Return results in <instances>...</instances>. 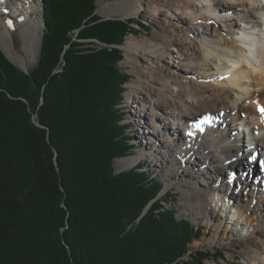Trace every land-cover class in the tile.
<instances>
[{
  "label": "trees",
  "instance_id": "1",
  "mask_svg": "<svg viewBox=\"0 0 264 264\" xmlns=\"http://www.w3.org/2000/svg\"><path fill=\"white\" fill-rule=\"evenodd\" d=\"M94 1L44 0L29 73L0 50V264H204L181 261L201 228L164 210L162 183L115 171L134 148L117 46L136 30Z\"/></svg>",
  "mask_w": 264,
  "mask_h": 264
},
{
  "label": "bare ground",
  "instance_id": "2",
  "mask_svg": "<svg viewBox=\"0 0 264 264\" xmlns=\"http://www.w3.org/2000/svg\"><path fill=\"white\" fill-rule=\"evenodd\" d=\"M157 1L161 4L166 0ZM168 1H173L174 9L153 10L169 20L158 35L162 41L131 39L122 47L124 62L138 76L129 83L127 98L140 123L144 125L140 116L144 115L149 124L139 145L134 139L133 146L139 150L129 165L147 157L148 167L156 169L167 182L166 189L177 180L188 185L192 190L183 196V205L197 219L211 212V203L219 202L217 197L226 198L246 225L254 227L252 235L241 240L234 234L225 238L226 231L222 232L217 241L222 248L232 250L236 243L250 242L254 235L264 245V169L259 170L264 167V117L258 110L264 107V0ZM37 9V0L0 3V49L11 62L7 40L18 28L20 36L41 30L33 23ZM142 10V4H137L126 12L136 15ZM9 19L11 28L6 23ZM174 22L181 24L178 31L169 25ZM249 30H259L262 38L250 39L253 32ZM134 55L146 57V66H141L142 61ZM161 62L168 70L158 66ZM213 127L216 136L209 134ZM254 155L258 157L255 169ZM243 167L254 178L251 182L246 180ZM234 177L240 178V189L232 187ZM243 192L247 200L240 206ZM254 206L260 207V212L253 210L257 216L250 217ZM216 219L208 217L206 221L213 235L221 220ZM260 256L256 264H264V252Z\"/></svg>",
  "mask_w": 264,
  "mask_h": 264
},
{
  "label": "rangeland",
  "instance_id": "3",
  "mask_svg": "<svg viewBox=\"0 0 264 264\" xmlns=\"http://www.w3.org/2000/svg\"><path fill=\"white\" fill-rule=\"evenodd\" d=\"M38 2V9L36 14V19L33 21L36 27H39V31H36L37 33H33L31 30L26 32L23 36H20V29L16 30L14 33H12L7 40V46L9 48V56L11 57V60L14 62H11L8 58V61H10L14 66H16L18 69L23 71L24 73H29L33 68L36 67L38 60H39V54H40V47H41V37L45 30L44 23H43V0H37ZM95 10L94 14L98 16L102 20H122V21H131V26L136 30V32L131 35H128L125 38L124 43L121 46H117V49H120L122 53V60L119 63V68L126 73L129 76L128 82L124 86V99L121 105L122 112H124V117L122 120V123L125 125H128L127 127V135L131 138L130 144L134 143V139H136V144L139 145L140 136L147 131H149L148 127L149 124H147L146 116L140 115L142 118V121L144 122V125L140 123V120L137 117V113L134 112V108H131L132 103L127 98V92H128V85L129 83H134V80H137L138 76L133 73L134 69L130 64H127L124 62L125 60V53L124 49L122 47L125 45V43L131 39L142 41L144 39L151 40L152 42H161L162 39L158 37V35H161L163 32V25L162 24H168L166 23L169 21L167 18L163 17L162 14L158 13L156 11L153 13V10H156V8H161L163 10H167L168 7H172L173 1L166 0L165 2H162L161 4L157 0H95ZM141 5L143 6V10L141 13L136 15H128L126 12L129 6H135V5ZM179 13V12H177ZM195 13V11L192 12L191 16ZM180 14V13H179ZM189 14V11L187 10L186 16ZM175 15V14H174ZM180 16V15H179ZM154 18L156 21L152 22L151 18ZM159 21V22H157ZM188 20H186L187 22ZM173 29L179 30L181 27V24L179 23H172L169 24ZM38 30V29H37ZM0 32H2V29L0 28ZM32 36V41L29 40V38ZM75 36V34H74ZM82 40H79V42ZM83 42V41H82ZM94 43V42H93ZM96 43V42H95ZM18 44L19 47H16L15 45ZM37 44V46H36ZM100 46H103L102 44H97ZM2 50V49H0ZM2 52V51H1ZM4 53V52H3ZM5 54V53H4ZM136 58H139L142 61L141 66H146V57L141 55H134ZM5 57H7L5 55ZM158 66L161 67L163 70H168V66L164 64V62H161L158 64ZM136 111V109H135ZM132 113V116L131 113ZM134 113V114H133ZM139 115V114H138ZM216 121L218 120L217 113H214ZM209 134L216 136L215 127L211 128L209 131ZM134 138H133V136ZM142 142V140H141ZM135 144V143H134ZM135 144V145H136ZM137 146H134L132 150H129L130 154L132 156H127V158L124 157L125 160L120 159L117 160L114 164L115 171L117 173L128 171L132 169V166L137 164V166H141V170L146 171L147 174L151 178H155L157 181H160L163 185V188L161 192L159 193L158 197L162 198L159 201L161 202L164 210L165 209H171L175 211L176 218L178 220H187L189 221L193 226L201 228V234L199 238L194 239L191 244L188 247V253L181 259V261H189L191 255H195L196 252H207L209 253L210 257L205 260L204 264H256L257 262H260L261 256L264 252V245L260 243L257 239V236L254 235L253 239L250 242H238L236 243L235 247L232 250L224 249L222 246L218 244V236L222 232H225L226 236H230L232 234L234 235H240L238 238L241 240L246 235H252L253 233V227L250 225H246V223L243 221V219L240 218L238 212H236V209L231 204H228V200L226 198H220L217 197V200L219 201L216 205V202L211 203V212L205 213L204 219H197L193 216H190L188 212H186V207L183 205V196L186 194H191V188L182 183L180 185V181H174V185L166 189L167 182L164 178H162L158 171L154 168H150L147 165L148 158L143 157L137 162H133L132 165H129L131 162V159H133V156L137 153ZM55 161V160H54ZM262 162V161H260ZM256 162L252 163V165ZM255 165L252 167L255 169ZM208 166V165H207ZM244 166V165H243ZM247 166V165H246ZM197 167L196 169H198ZM245 167H243L244 169ZM248 168V167H247ZM258 168V167H257ZM194 169V171L196 170ZM263 168H259V170H262ZM245 170V169H244ZM245 175L249 182L253 180L254 178H251L247 172L248 170H245ZM257 176V175H256ZM241 177V176H239ZM260 179V178H259ZM240 178H232V187L236 189L239 188L238 181ZM200 181H196L195 183L198 184ZM205 183V182H204ZM241 188H245L242 187ZM240 189V188H239ZM231 192V188L229 189ZM234 191V190H233ZM239 192V191H238ZM242 192V191H241ZM246 193V192H245ZM231 194L234 195V192ZM251 192L249 193V195ZM239 196V195H238ZM255 196L258 197V191L255 192ZM261 194L259 195V197ZM166 197V198H165ZM241 206L244 204V202L247 200V196H244V192L242 195L239 196ZM247 205V203L245 204ZM251 209V210H250ZM249 213L251 216H257L255 213H253V210L255 212H260L256 207L250 208ZM263 210V208H261ZM261 210V211H262ZM217 218L216 220H220L219 229L213 235V229L207 226L206 221L208 220V217L211 218V220L214 219V216ZM211 215V217H210ZM219 216V217H218ZM238 218V219H237ZM237 219V221H236ZM217 222V221H216ZM258 229H260L261 225H258V223H255ZM244 229L242 230V228ZM246 232H248L246 234ZM262 249V251L259 252V250Z\"/></svg>",
  "mask_w": 264,
  "mask_h": 264
},
{
  "label": "snow or ice",
  "instance_id": "4",
  "mask_svg": "<svg viewBox=\"0 0 264 264\" xmlns=\"http://www.w3.org/2000/svg\"><path fill=\"white\" fill-rule=\"evenodd\" d=\"M2 2H3V0H0V3H2ZM5 14H7V9H5ZM6 23H7V25H8L9 28L12 27L13 22H12L10 19L7 20ZM258 110L260 111L262 117H264V107H261V108H259ZM188 135L191 136L192 133L189 132ZM230 180H231V178H230Z\"/></svg>",
  "mask_w": 264,
  "mask_h": 264
},
{
  "label": "water",
  "instance_id": "5",
  "mask_svg": "<svg viewBox=\"0 0 264 264\" xmlns=\"http://www.w3.org/2000/svg\"><path fill=\"white\" fill-rule=\"evenodd\" d=\"M16 47H19L18 44L15 45ZM2 51V50H1ZM3 53V52H2ZM4 54V53H3ZM5 56V55H4ZM37 126H39V124L35 123ZM67 247V246H66Z\"/></svg>",
  "mask_w": 264,
  "mask_h": 264
}]
</instances>
